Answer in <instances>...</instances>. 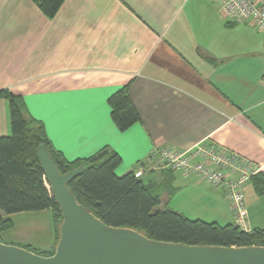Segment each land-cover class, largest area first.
<instances>
[{"label":"crops","instance_id":"0c3cea01","mask_svg":"<svg viewBox=\"0 0 264 264\" xmlns=\"http://www.w3.org/2000/svg\"><path fill=\"white\" fill-rule=\"evenodd\" d=\"M125 86L140 121L120 132L107 99ZM1 90L23 98L67 161L106 148L121 158L117 176L133 173L179 214L173 200L216 207L234 222L222 191L159 167L153 149L211 140L264 171V37L224 20L209 0H65L51 19L31 0H0ZM10 132L0 99V137ZM244 193L249 231L264 230L253 214L264 198L250 184ZM28 213L49 214L44 242L34 244L52 251L49 210L9 216L8 231Z\"/></svg>","mask_w":264,"mask_h":264},{"label":"trees","instance_id":"16d2710c","mask_svg":"<svg viewBox=\"0 0 264 264\" xmlns=\"http://www.w3.org/2000/svg\"><path fill=\"white\" fill-rule=\"evenodd\" d=\"M31 1L51 19L65 0ZM128 91L125 86L107 99L111 120L120 132L140 121ZM0 99L8 102L11 131L9 136L0 137V234L13 227L8 218L11 215L49 210L57 244L61 213L36 156L38 146L43 145L60 175L83 169L67 188L85 210L107 226L132 229L149 239L166 243L264 247V230L244 232L234 223L219 226L189 220L167 208L160 195L153 193L133 173L117 176L115 170L121 158L106 148L88 158L67 161L53 150L43 124L28 114L21 96L1 90ZM250 185L258 197L264 198V171L251 177ZM162 192L169 197L166 188ZM23 248L44 257L51 256L55 249L44 252Z\"/></svg>","mask_w":264,"mask_h":264},{"label":"water","instance_id":"95a60500","mask_svg":"<svg viewBox=\"0 0 264 264\" xmlns=\"http://www.w3.org/2000/svg\"><path fill=\"white\" fill-rule=\"evenodd\" d=\"M36 156L61 213L51 256L0 243V264H264V247L190 246L159 242L135 230L105 225L85 210L67 185L82 171L60 175L47 149Z\"/></svg>","mask_w":264,"mask_h":264},{"label":"built area","instance_id":"2783aa9c","mask_svg":"<svg viewBox=\"0 0 264 264\" xmlns=\"http://www.w3.org/2000/svg\"><path fill=\"white\" fill-rule=\"evenodd\" d=\"M217 4L224 20L253 26L264 37V0H209ZM150 157L156 164L223 192L234 217V224L249 232L244 188L261 170L233 151L211 140L185 150L153 149Z\"/></svg>","mask_w":264,"mask_h":264},{"label":"rangeland","instance_id":"374dc122","mask_svg":"<svg viewBox=\"0 0 264 264\" xmlns=\"http://www.w3.org/2000/svg\"><path fill=\"white\" fill-rule=\"evenodd\" d=\"M174 204V200L173 202H170V206L173 205L175 208L179 209L183 216L189 220H200L206 223H216L219 226H225L230 223V218L228 219L227 217H225V215L221 214L225 213L224 210L222 211L221 209H218L216 207L214 209H212L211 207L206 208V205H204L203 203L195 204L193 207H187L185 203H179L177 205ZM258 209V207L254 209V219L256 223L264 227V208L260 210ZM48 215L49 214L39 213L16 215L14 217V221L17 222L16 226L13 230L3 232L2 235H0V243L13 245L20 248L26 247V244H31L35 246L36 249L38 248L39 250H43L42 246L39 245H42V242H44V237H42L43 227L47 226V221L49 218ZM231 215L233 214L231 213ZM32 227L33 229H37H35L36 232L34 234H31L27 231ZM28 239H30L31 242L27 243L26 240ZM34 243H39V245Z\"/></svg>","mask_w":264,"mask_h":264}]
</instances>
